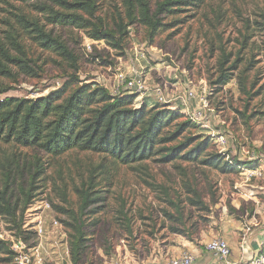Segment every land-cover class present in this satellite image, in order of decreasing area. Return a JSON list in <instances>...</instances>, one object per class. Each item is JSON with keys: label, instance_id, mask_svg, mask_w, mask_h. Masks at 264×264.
<instances>
[{"label": "rangeland", "instance_id": "1", "mask_svg": "<svg viewBox=\"0 0 264 264\" xmlns=\"http://www.w3.org/2000/svg\"><path fill=\"white\" fill-rule=\"evenodd\" d=\"M149 1L155 6L158 0ZM36 4L37 1L21 4L0 0V44L11 56L20 57L24 52L39 73L29 77L16 68L14 78L0 77V88L7 90L0 94V101L45 97L69 82L65 63L43 51L18 24L11 25L15 22L14 14L44 23ZM98 6L97 16L109 24L117 9L124 14L122 0H98ZM197 6L167 18L166 24L175 20L183 23L162 29L154 36L141 25L132 27L121 57L103 42L93 45V52L88 53L86 45L93 43L84 32L47 29L79 56L80 78L87 83L96 82L99 76L108 77L112 73L109 68H123L136 55L144 54L140 65L146 68L151 85L168 82L183 89L192 82L199 94L206 90L213 110L212 126L223 130L228 138L223 150L226 156L241 167L264 172V0H204ZM224 52L240 59L251 95L259 91L260 94L252 98L245 95L238 79L221 91L212 87L210 80ZM145 100L150 106L156 104L153 99L151 103L150 99ZM40 167L46 169V175L32 184ZM91 178L97 184L95 191L102 192L106 201L100 205L102 211L96 217L99 224L88 229L90 240L81 264H109L114 260L139 264L146 255H158L165 246H177L178 241L184 240L194 241L192 244L204 252L207 240L227 241L225 236L230 234L239 238L242 232L238 227L255 226L263 221L264 177L223 175L181 161L163 165L152 160L133 167L116 166L110 158L78 151L52 159L35 149L0 144V189L10 185V193L12 190L17 200L24 198L21 186L26 192L32 187L39 188L34 193L37 196L34 203L25 213L24 230L33 233L29 242L24 241L31 264H73L69 233L61 223L66 217L54 206L78 210L75 188ZM190 190L198 193L208 211L191 205L190 198L194 195ZM40 224L41 237L35 233ZM174 228L183 233H174ZM0 240L11 248L18 240L2 219ZM39 245V258L37 255L33 258V248ZM6 258L0 255V264H17L16 258L10 263Z\"/></svg>", "mask_w": 264, "mask_h": 264}, {"label": "trees", "instance_id": "2", "mask_svg": "<svg viewBox=\"0 0 264 264\" xmlns=\"http://www.w3.org/2000/svg\"><path fill=\"white\" fill-rule=\"evenodd\" d=\"M26 4L37 1L36 10L44 23L25 15L14 14L15 22L24 29L35 43L46 52L57 56L69 68V82L49 95L37 99L6 98L0 101V144L35 149L52 159H59L73 152L91 153L110 158L113 165L133 167L155 160L169 165L176 162L199 164L220 174H240L241 164L221 154L215 144L204 136L198 126L192 124L181 111H172L166 105H135L136 95L112 96L95 82L87 83L80 78V58L69 46L48 31L52 28H70L84 32L92 41L103 42L121 57L126 51L130 29L141 25L154 36L162 29L176 27L183 22L175 20L166 24L169 17L181 15L190 7L198 8L204 0H158L152 6L149 0H122L124 14L117 9L111 22L106 23L97 16L98 0H11ZM14 57L0 44V77L14 78V69L23 75L38 76L24 52ZM240 59L233 54H222L218 69L210 80L213 88L221 91L233 80L238 79L242 92L250 96L247 73L241 70ZM249 71V70H248ZM0 88V94L6 93ZM264 115V112L262 113ZM43 167V166H42ZM33 176L40 180L46 169ZM247 167V166H245ZM93 179L82 187L75 188L79 197V209L69 210L65 206H54L60 215L62 225L69 233L70 255L73 264L84 260L88 242V229L99 224L98 214L106 201L102 192H96ZM10 185L0 189V219L8 225L9 231L18 240L29 242L32 232H25V213L31 208L34 193L20 187L23 199L14 200ZM190 203L208 211L196 191ZM66 194L64 203H68ZM92 219V220H91ZM91 221V222H90ZM174 233H183L173 229ZM188 235V234H187ZM0 255L7 256V262L16 258V253L0 240Z\"/></svg>", "mask_w": 264, "mask_h": 264}, {"label": "built area", "instance_id": "3", "mask_svg": "<svg viewBox=\"0 0 264 264\" xmlns=\"http://www.w3.org/2000/svg\"><path fill=\"white\" fill-rule=\"evenodd\" d=\"M92 41V40H91ZM92 45H86L88 53L93 52V45L99 43L92 41ZM145 59L144 54H138L126 66L119 67L117 70L109 68L112 72L108 77L99 76L96 84L105 88L112 96H122L124 94L136 95L135 105L140 107L146 103L145 99H153L158 104L166 105L169 109L181 111L182 114L194 125L202 131L204 136L208 138L216 147L218 151L225 155L223 151L228 144V138L221 129H214L212 126V112L210 96L205 93L199 94L195 85L188 82L185 88H178L168 82L151 85L149 82V75L146 68L141 67L140 61ZM122 66V65H121ZM176 89V90H175ZM264 172L260 170H251L247 178H263ZM56 225H59L56 222ZM250 231V230H248ZM37 236L43 235V228L41 224L35 230ZM27 243L17 240L13 242L12 250L16 253L17 264H31L32 258L26 252ZM206 251L210 253L215 262L213 264H232L230 261L232 249L223 238H214L205 245ZM32 257L36 255L39 258L41 245L33 248ZM109 264H138L133 261L114 260ZM169 264H197V259L193 254L186 253L180 257L172 258ZM248 264H264V248L256 255Z\"/></svg>", "mask_w": 264, "mask_h": 264}, {"label": "crops", "instance_id": "4", "mask_svg": "<svg viewBox=\"0 0 264 264\" xmlns=\"http://www.w3.org/2000/svg\"><path fill=\"white\" fill-rule=\"evenodd\" d=\"M149 103H151V99ZM248 168L250 167H241L240 175L247 177L249 171H251ZM253 170L259 169L253 168ZM261 219L263 221L258 222L255 226L243 225L242 228L238 227V230L242 232L239 238L231 234L225 236L232 249L230 258L232 264H248L264 248V216ZM211 240L209 239L204 243V252H201L197 246L193 245L194 241L192 240L178 241L177 246H165L159 250L158 255L153 253L149 256L146 255L139 264H169L172 258L180 257L186 253L193 254L197 259V264H213L215 259L205 248V245Z\"/></svg>", "mask_w": 264, "mask_h": 264}]
</instances>
